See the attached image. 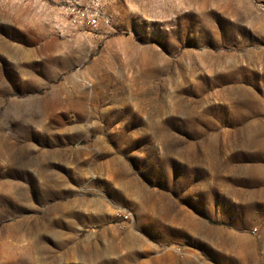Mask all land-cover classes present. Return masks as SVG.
Here are the masks:
<instances>
[{
    "label": "rangeland",
    "instance_id": "obj_1",
    "mask_svg": "<svg viewBox=\"0 0 264 264\" xmlns=\"http://www.w3.org/2000/svg\"><path fill=\"white\" fill-rule=\"evenodd\" d=\"M0 264H264V0H0Z\"/></svg>",
    "mask_w": 264,
    "mask_h": 264
},
{
    "label": "built area",
    "instance_id": "obj_2",
    "mask_svg": "<svg viewBox=\"0 0 264 264\" xmlns=\"http://www.w3.org/2000/svg\"><path fill=\"white\" fill-rule=\"evenodd\" d=\"M65 12L68 16L69 24L79 32H94L99 25L100 9L98 3L88 1L83 4L77 2L66 7ZM257 228L253 229V232Z\"/></svg>",
    "mask_w": 264,
    "mask_h": 264
}]
</instances>
